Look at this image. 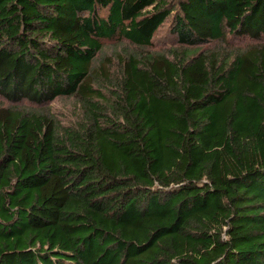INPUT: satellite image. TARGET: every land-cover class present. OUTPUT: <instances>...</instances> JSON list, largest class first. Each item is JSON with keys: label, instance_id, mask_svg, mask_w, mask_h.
I'll list each match as a JSON object with an SVG mask.
<instances>
[{"label": "trees", "instance_id": "trees-1", "mask_svg": "<svg viewBox=\"0 0 264 264\" xmlns=\"http://www.w3.org/2000/svg\"><path fill=\"white\" fill-rule=\"evenodd\" d=\"M0 264H264V0H0Z\"/></svg>", "mask_w": 264, "mask_h": 264}, {"label": "rangeland", "instance_id": "rangeland-1", "mask_svg": "<svg viewBox=\"0 0 264 264\" xmlns=\"http://www.w3.org/2000/svg\"><path fill=\"white\" fill-rule=\"evenodd\" d=\"M173 26L174 22L170 17L160 26L157 34L155 35L154 44L152 46L154 49H152L153 51L166 50L171 46H177V41H175L172 36L171 29ZM128 44L129 42L125 39L118 40L115 38L113 40L106 41L104 44L103 54L112 57L114 60L119 52L125 54L127 51L132 50ZM75 107V100L67 97H61L48 105L51 113L54 114L63 125L70 123L74 119L73 113Z\"/></svg>", "mask_w": 264, "mask_h": 264}]
</instances>
